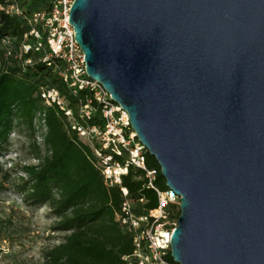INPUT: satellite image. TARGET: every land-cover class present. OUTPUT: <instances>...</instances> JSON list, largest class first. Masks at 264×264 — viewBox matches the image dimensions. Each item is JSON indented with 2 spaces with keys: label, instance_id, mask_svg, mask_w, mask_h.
Returning <instances> with one entry per match:
<instances>
[{
  "label": "water",
  "instance_id": "obj_1",
  "mask_svg": "<svg viewBox=\"0 0 264 264\" xmlns=\"http://www.w3.org/2000/svg\"><path fill=\"white\" fill-rule=\"evenodd\" d=\"M87 73L181 196L178 264H264V0H75Z\"/></svg>",
  "mask_w": 264,
  "mask_h": 264
},
{
  "label": "trees",
  "instance_id": "obj_2",
  "mask_svg": "<svg viewBox=\"0 0 264 264\" xmlns=\"http://www.w3.org/2000/svg\"><path fill=\"white\" fill-rule=\"evenodd\" d=\"M21 1L28 11L44 7L40 0ZM29 30L22 19L0 13V153L10 145L15 119L25 122L33 136L36 133L35 118L41 114V120H45L43 142L48 155L39 165L25 167L29 180L24 189L30 200L35 204H46L60 219L58 230L69 232L63 242L45 252L43 264H128L126 258L134 252L133 238L123 231L116 213L121 210L122 203L130 201L138 216L147 214L158 207L157 194L149 186L146 173L136 167H130L121 186L108 187L95 165L92 147L80 140L57 106L43 105L40 90L45 86L59 89L71 107L75 108L79 100L69 94L67 86L46 63L24 65L28 57L38 60L47 51L25 55L22 66L14 57L6 59L2 40L15 38L17 41L13 46L17 54L18 41ZM91 123L101 124L100 114ZM147 165L157 170L154 184L160 189H168L161 167L149 153ZM122 187L128 189L127 197L123 195ZM171 207L173 218L178 221L180 205ZM7 222L0 217V239L14 236L7 232Z\"/></svg>",
  "mask_w": 264,
  "mask_h": 264
},
{
  "label": "built area",
  "instance_id": "obj_3",
  "mask_svg": "<svg viewBox=\"0 0 264 264\" xmlns=\"http://www.w3.org/2000/svg\"><path fill=\"white\" fill-rule=\"evenodd\" d=\"M41 9L28 11L21 0H0V13L22 19L30 28L19 40V52L14 53L15 38L2 40L6 59L14 57L20 61L29 53L47 51L38 60L28 57L24 65L46 63L67 86L69 94L78 98L75 108L71 107L66 95L54 87L40 90L44 106H57L76 131L80 140L92 143L95 165L101 171L108 187L121 186L123 176L130 167L146 173L149 186L158 197V207L138 216L130 201L121 204L116 219L123 231L133 238L134 252L127 257L128 264H178L171 254V239L177 222L172 205H180L181 196L171 189H160L154 182L157 170L147 165L145 145L132 128L129 113L112 99L103 85L87 73L86 56L76 40V32L70 23V13L75 0H40ZM84 95V98L82 97ZM100 114L102 123L91 121ZM46 133L45 120L41 114L35 118ZM125 197L128 189L122 187Z\"/></svg>",
  "mask_w": 264,
  "mask_h": 264
},
{
  "label": "rangeland",
  "instance_id": "obj_4",
  "mask_svg": "<svg viewBox=\"0 0 264 264\" xmlns=\"http://www.w3.org/2000/svg\"><path fill=\"white\" fill-rule=\"evenodd\" d=\"M14 125L10 145L0 153V217L8 221L6 230L14 236L0 239V264H43L45 252L69 232L58 230L60 219L46 204L30 200L24 189L29 180L25 167L39 165L48 155L44 130L36 123L32 136L25 122L15 119Z\"/></svg>",
  "mask_w": 264,
  "mask_h": 264
}]
</instances>
